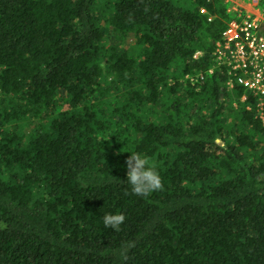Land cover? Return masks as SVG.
Returning a JSON list of instances; mask_svg holds the SVG:
<instances>
[{
	"label": "trees",
	"instance_id": "1",
	"mask_svg": "<svg viewBox=\"0 0 264 264\" xmlns=\"http://www.w3.org/2000/svg\"><path fill=\"white\" fill-rule=\"evenodd\" d=\"M226 8L0 0V264H264V126L210 56ZM133 151L161 190L131 192Z\"/></svg>",
	"mask_w": 264,
	"mask_h": 264
},
{
	"label": "built area",
	"instance_id": "2",
	"mask_svg": "<svg viewBox=\"0 0 264 264\" xmlns=\"http://www.w3.org/2000/svg\"><path fill=\"white\" fill-rule=\"evenodd\" d=\"M242 1L225 0L229 20L214 42L210 56L216 68L226 71L227 91L237 86L255 96L257 113L264 126V0H247L246 6ZM202 55L203 51L198 50L192 59ZM211 72L212 69L207 71ZM205 75H189L186 80L195 85ZM245 98L243 95L240 100Z\"/></svg>",
	"mask_w": 264,
	"mask_h": 264
},
{
	"label": "clouds",
	"instance_id": "3",
	"mask_svg": "<svg viewBox=\"0 0 264 264\" xmlns=\"http://www.w3.org/2000/svg\"><path fill=\"white\" fill-rule=\"evenodd\" d=\"M126 182L132 193L146 196L148 193L162 189L161 177L156 168L150 164L147 156L131 152L126 160ZM112 177L108 175V179ZM122 214H105L102 217L104 227L119 230L123 222Z\"/></svg>",
	"mask_w": 264,
	"mask_h": 264
},
{
	"label": "rangeland",
	"instance_id": "4",
	"mask_svg": "<svg viewBox=\"0 0 264 264\" xmlns=\"http://www.w3.org/2000/svg\"><path fill=\"white\" fill-rule=\"evenodd\" d=\"M233 2L237 1V0H232ZM247 0H243V2L245 3ZM239 2V1H238ZM104 34L108 37V41L111 43V44H117V42H121V43H124L123 47H129L131 45V36L128 37L127 39H124V40H120L112 31V29L110 27H106L104 28ZM120 49H123V48H120ZM233 106H236V103L233 102L232 104Z\"/></svg>",
	"mask_w": 264,
	"mask_h": 264
},
{
	"label": "crops",
	"instance_id": "5",
	"mask_svg": "<svg viewBox=\"0 0 264 264\" xmlns=\"http://www.w3.org/2000/svg\"><path fill=\"white\" fill-rule=\"evenodd\" d=\"M242 2H243V1H242ZM242 5H243V6H246V5H248V4L245 2V3H242Z\"/></svg>",
	"mask_w": 264,
	"mask_h": 264
}]
</instances>
